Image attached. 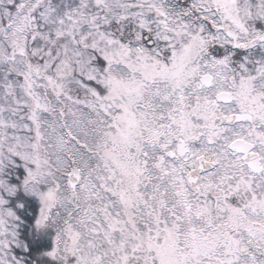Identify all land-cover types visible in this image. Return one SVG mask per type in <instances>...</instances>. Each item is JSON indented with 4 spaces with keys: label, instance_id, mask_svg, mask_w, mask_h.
I'll return each instance as SVG.
<instances>
[{
    "label": "snow or ice",
    "instance_id": "1",
    "mask_svg": "<svg viewBox=\"0 0 264 264\" xmlns=\"http://www.w3.org/2000/svg\"><path fill=\"white\" fill-rule=\"evenodd\" d=\"M0 264H264V0H0Z\"/></svg>",
    "mask_w": 264,
    "mask_h": 264
}]
</instances>
